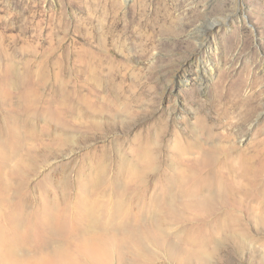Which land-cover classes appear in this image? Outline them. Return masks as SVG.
Returning <instances> with one entry per match:
<instances>
[{
  "label": "rangeland",
  "instance_id": "rangeland-1",
  "mask_svg": "<svg viewBox=\"0 0 264 264\" xmlns=\"http://www.w3.org/2000/svg\"><path fill=\"white\" fill-rule=\"evenodd\" d=\"M0 264H264V0H0Z\"/></svg>",
  "mask_w": 264,
  "mask_h": 264
},
{
  "label": "bare ground",
  "instance_id": "bare-ground-1",
  "mask_svg": "<svg viewBox=\"0 0 264 264\" xmlns=\"http://www.w3.org/2000/svg\"><path fill=\"white\" fill-rule=\"evenodd\" d=\"M195 74H197V73H195ZM196 76H197L198 79L200 78L198 75H196ZM46 221H47V220H46ZM46 224L49 225L50 228H51V225H52L53 223L48 221V222H46ZM46 224H45V225H46ZM54 225H55V224H54ZM53 227H54V226H53ZM48 228H49V227H48ZM56 231H57V230H56ZM54 232H55V231H54Z\"/></svg>",
  "mask_w": 264,
  "mask_h": 264
}]
</instances>
